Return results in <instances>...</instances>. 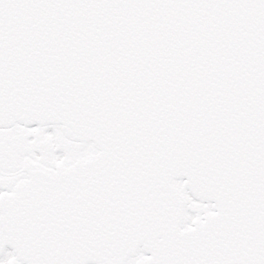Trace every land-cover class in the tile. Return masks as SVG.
Returning <instances> with one entry per match:
<instances>
[{"label":"snow or ice","instance_id":"6c2138e0","mask_svg":"<svg viewBox=\"0 0 264 264\" xmlns=\"http://www.w3.org/2000/svg\"><path fill=\"white\" fill-rule=\"evenodd\" d=\"M0 264H264V0H0Z\"/></svg>","mask_w":264,"mask_h":264}]
</instances>
